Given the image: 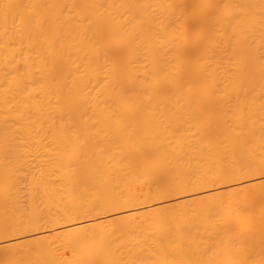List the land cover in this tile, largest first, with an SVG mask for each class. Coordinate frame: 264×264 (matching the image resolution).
<instances>
[{"label":"bare ground","instance_id":"obj_1","mask_svg":"<svg viewBox=\"0 0 264 264\" xmlns=\"http://www.w3.org/2000/svg\"><path fill=\"white\" fill-rule=\"evenodd\" d=\"M0 264H264V0H0Z\"/></svg>","mask_w":264,"mask_h":264},{"label":"rangeland","instance_id":"obj_2","mask_svg":"<svg viewBox=\"0 0 264 264\" xmlns=\"http://www.w3.org/2000/svg\"><path fill=\"white\" fill-rule=\"evenodd\" d=\"M0 245H1V243H0Z\"/></svg>","mask_w":264,"mask_h":264}]
</instances>
